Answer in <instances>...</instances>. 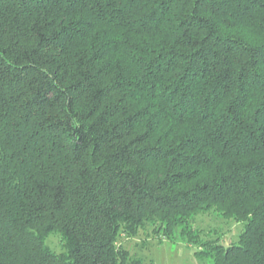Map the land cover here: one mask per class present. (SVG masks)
<instances>
[{"label":"trees","instance_id":"16d2710c","mask_svg":"<svg viewBox=\"0 0 264 264\" xmlns=\"http://www.w3.org/2000/svg\"><path fill=\"white\" fill-rule=\"evenodd\" d=\"M147 228L264 264V0H0V264H145Z\"/></svg>","mask_w":264,"mask_h":264},{"label":"rangeland","instance_id":"374dc122","mask_svg":"<svg viewBox=\"0 0 264 264\" xmlns=\"http://www.w3.org/2000/svg\"><path fill=\"white\" fill-rule=\"evenodd\" d=\"M194 227L203 230L204 237H220L225 245L237 240L243 229L239 222L225 220L216 214L200 215ZM48 243L57 251L62 250L60 237L52 235ZM119 243L127 248L132 256L142 258L145 264H198L194 252L197 246L184 240L170 241L157 235L152 228L140 230L136 236L122 235Z\"/></svg>","mask_w":264,"mask_h":264}]
</instances>
